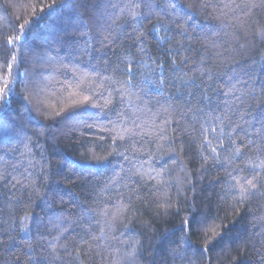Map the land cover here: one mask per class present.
I'll use <instances>...</instances> for the list:
<instances>
[{
    "label": "trees",
    "instance_id": "1",
    "mask_svg": "<svg viewBox=\"0 0 264 264\" xmlns=\"http://www.w3.org/2000/svg\"><path fill=\"white\" fill-rule=\"evenodd\" d=\"M140 2L0 0V264H264V195L239 198L264 8Z\"/></svg>",
    "mask_w": 264,
    "mask_h": 264
},
{
    "label": "snow or ice",
    "instance_id": "2",
    "mask_svg": "<svg viewBox=\"0 0 264 264\" xmlns=\"http://www.w3.org/2000/svg\"><path fill=\"white\" fill-rule=\"evenodd\" d=\"M88 0H85V4H87ZM64 6H67V4H65ZM83 6V5H82ZM111 7H115V5H109ZM246 7H261L264 8V0H260V3L257 4L255 3V0H253V3L249 4V5H245ZM175 5L174 4H170L168 3V0H163V2H161V0H157V4L155 6V8L152 5V0H141L140 3H135L133 4V8L134 9H143V8H147L148 9V14L149 15H154L157 11H160L161 14L163 15H167V11H165L166 9H171L174 8ZM94 11H96L94 9ZM144 14L143 12H132V18L136 19L138 15H142ZM24 26L21 25V28H23ZM157 32H159V29H156ZM181 31H183L181 29ZM143 37V33H139L136 36L137 40H141ZM262 38H264V34H262ZM22 37L17 36L16 40L19 41L21 40ZM161 39H163V37H161ZM105 40H107V37H105ZM12 43V39L9 38L8 40V44L11 45ZM13 60L16 59L15 56L12 57ZM173 65L176 64V61L173 60L172 61ZM158 67H162V65H157ZM9 74L12 73V65L8 64L7 65ZM132 69L129 68V71H131ZM19 76H22L23 74L18 73ZM10 87L7 83H5L4 88L0 89V93H3V95H0V108L4 107L7 104V97L10 94ZM226 96L229 95H235L234 90L230 91V92H226L225 93ZM251 97L253 99H255V94H251ZM237 100H240L241 103H244L243 99L241 97H236ZM258 108H260V105H257ZM239 110V105H237L235 103V101H233L232 104H230L228 106V110L225 111L224 115V119H228L230 120V115L231 114H235L236 111ZM251 115L252 119L251 120H245V123L248 124V128L245 129L244 131V136H245V140L247 141L246 144L243 145L244 148H248L250 151H255L256 152V159L259 160V163H256L255 161L249 160V162L247 163L246 167L248 169H250V175L252 176V179H248L247 180V184H248V188H244L243 185L240 186L239 189V198L243 201L245 199H248L249 197H255L257 195H264V183L261 182V178L264 177V110H261L259 116L257 117L252 111H251V105H248V107L244 108L242 111V116L246 117ZM218 120H220L221 123H224L223 119H220V117H217ZM166 123H168V121H166ZM237 127H241V126H237ZM194 128V126H193ZM174 131H176V129H173ZM161 131H164V129H161ZM187 130L185 129V132ZM228 135L231 137L232 133L231 131L228 133ZM234 137H233V142H234ZM205 143H208V141H205ZM171 147V145H170ZM200 147L203 149L204 148V144H201ZM224 147L223 142H219L218 143V148L222 149ZM212 153L215 154L217 152V148H212L211 149ZM243 153L241 151L240 147H235L234 149H230L229 150V156L227 157V160L229 163L234 162L238 157L242 156ZM213 159H216V162L219 163L220 160L218 157H216L215 155L212 157ZM229 176H231V172L228 173ZM16 183H20L19 180L16 181ZM239 183V182H238ZM234 187V186H233ZM235 194V193H233ZM26 217L23 218L21 220V225H22V229L23 231L27 230V224H26ZM262 235H264V233H262ZM186 243V241H185ZM71 255V253H70ZM77 255H79V253H77ZM170 255L172 256V260H173V264H176L177 260L182 259V257L180 256L179 253H170ZM261 261L264 262V255H261Z\"/></svg>",
    "mask_w": 264,
    "mask_h": 264
}]
</instances>
